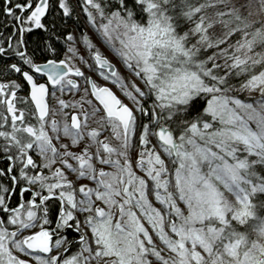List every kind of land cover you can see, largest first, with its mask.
<instances>
[{"label": "snow or ice", "instance_id": "6c2138e0", "mask_svg": "<svg viewBox=\"0 0 264 264\" xmlns=\"http://www.w3.org/2000/svg\"><path fill=\"white\" fill-rule=\"evenodd\" d=\"M70 3L0 0V264H264V220L249 227L264 194V0H135L146 24L127 0L110 13L84 0L85 26L143 81L125 91L133 107L59 59L78 42Z\"/></svg>", "mask_w": 264, "mask_h": 264}, {"label": "trees", "instance_id": "16d2710c", "mask_svg": "<svg viewBox=\"0 0 264 264\" xmlns=\"http://www.w3.org/2000/svg\"><path fill=\"white\" fill-rule=\"evenodd\" d=\"M78 2H80V0H71V3H70V7L75 8L76 13L81 17V22H80V24L77 27V36H79V38L76 37L75 40L78 41V39H80V37H83L85 39H88L89 36H90L89 39L92 42H94V40L97 39V37L92 34L93 30H94V33H96L95 27H92L91 25L85 26L84 20H86V14L81 13L77 9V6L79 5V4H77ZM100 2L101 3H104V0H100ZM127 2H128V7L133 12V15H134L136 21L139 22L141 18H142L141 19L142 21L146 19V13L143 12L142 6L137 5L135 3V0H127ZM193 2L194 3H203V2H205V0H193ZM82 3L84 5V0H82ZM114 3H115V0H105V5L107 7V9H106L107 12L110 13L111 11H114L115 10V8L111 7V5H113ZM174 14L175 13L172 12V11L169 12V15H174ZM202 14H205V15H213L214 13L212 11H210V10H205V12L202 13ZM1 16L2 15H0V17ZM72 19L75 20L76 19V16H73ZM177 23L180 25V30L181 31L185 30L189 26V25H185L182 21H179V20L177 21ZM90 27H92L93 30ZM0 29H2L1 24H0ZM238 38H239V36L233 37L232 38V42L234 43L235 42V39H238ZM78 43H79V41L76 43L77 44L76 46L74 45L75 46V49H76L74 56L76 58H78L79 55H81L80 56V61L82 62V65L85 67V69H82L83 72L85 73V76L87 77L88 75H90L93 78H95L98 83H105V84H107L109 87H111L115 91V93L117 94V96L119 97V99H121L122 102H125L129 107H133V103L128 98V96L125 95V91H129V89L132 88L133 94H135L134 93L133 86L131 85L132 82L136 81V84L138 86H141L142 83H143V81L140 80L139 77H136L135 76V73L132 70H130V69H129V72H130L129 75L126 74V76L128 77V79H124L123 78V80H121V81L117 80V77L116 76H113L112 75V76L109 77V76H106L104 73L98 72V70L96 69V67H94V65L89 60L90 52L88 51V46L87 47L84 46L85 43H86V41H83L82 43H80V45ZM79 48H81V50H82L81 52L79 51L80 54H78V52H76ZM94 50L97 51V52H99V53H102V50H100V49H94ZM259 50L260 49L258 48L257 51H259ZM209 54H211V50H209ZM81 57L83 58V60H81ZM102 74L104 76H106V78L105 77H102ZM233 82L234 83L237 82L236 78L233 79ZM79 83L82 84L83 81L81 80V81H79ZM18 94L19 95H23L24 93L23 92H20ZM245 95H247V94L246 93L241 94L242 97L245 96ZM254 95H258V93H254ZM89 97L90 96L88 94V98ZM200 102L201 103H206V101H204L203 98H200ZM149 103H150V101H149ZM88 110L91 111V107H89ZM195 115H196V112L190 110V112L188 113L187 118H193ZM90 119H91V121H90ZM90 119H89V121L91 123H95L93 125V126H95L96 125V121L99 119V114L95 117V119H93V118H90ZM145 122H147V121L145 120ZM49 133H50V130H49ZM110 141H112V140H110ZM112 142L114 143V141H112ZM138 151L139 150H137V156H138ZM130 155H131V153H130ZM137 158H139V157H137ZM5 166L6 165L4 163H0V168L5 167ZM105 168L107 169V167H105ZM107 170H109V169H107ZM255 170L257 171V174L258 175H264V164H259V163L256 164L255 165ZM151 199H153V201H154V197H151ZM254 203H255V208H256V216L251 219L250 225H249L250 228L257 226L261 220H264V194H257V196L254 197Z\"/></svg>", "mask_w": 264, "mask_h": 264}, {"label": "rangeland", "instance_id": "374dc122", "mask_svg": "<svg viewBox=\"0 0 264 264\" xmlns=\"http://www.w3.org/2000/svg\"><path fill=\"white\" fill-rule=\"evenodd\" d=\"M142 19V18H141ZM140 19V21L138 22V23H144V24H146V22H147V14H146V19L145 20H141ZM91 29H92V27H90ZM93 30V29H92ZM95 30H96V33H94V30H93V32H92V34L93 35H95L96 37H97V39H95L94 40V42H92L89 38H90V36H89V38L88 39H85V38H83V37H80V39H78V41H79V45H80V43H82L83 41H86V43H85V46H88V45H91L94 49H102V52L104 53V54H107V55H110V53H112L113 55H115L117 58H115L114 59V63H115V66L117 67V71L115 70V76L117 77V80H119V81H121V80H123V78L124 79H128V77L126 76V74L127 75H129V68L127 67V65L125 64V62H124V60H123V58L118 54V52H117V50L116 49H114L113 47H112V45L107 41V39L101 34V32H99V31H97V29L95 28ZM101 37H100V36ZM92 36V35H91ZM76 37H78L79 38V36H77V34H76ZM75 37V38H76ZM116 44H117V48L119 47V42L117 41L116 42ZM77 44H75V46H76ZM80 49V50H79ZM76 52H78V54H80L79 53V51L81 52L82 50H81V48H79ZM68 54V53H67ZM74 54H75V52H74ZM73 53H70V55H72V63L73 64H75L76 66L77 65H81V66H83L82 65V62L80 61V56L81 55H79V57L78 58H76L75 56H73L74 55ZM83 55V54H82ZM63 56H64V58H66L67 57V55L65 54V53H63ZM59 58H60V56H59ZM69 58V57H68ZM123 65V66H122ZM120 66V67H119ZM131 70V69H130ZM132 86L133 85H135V86H137V87H139L137 84H136V81H134V82H132V84H131ZM129 91H132V88H130L129 89ZM133 92V91H132ZM89 94V98H91V99H93L92 98V96H91V94L90 93H88ZM59 95V94H58ZM81 95H83V90L81 89V92H80V94H73V93H65L64 94V96H62L61 98H65L66 99V102L69 104V105H71V104H73V103H76V102H79L80 101V96ZM87 99H88V96H87ZM53 105L55 106V107H59L58 106V104H56L55 102H53ZM53 105H50V106H53ZM92 107H94V106H92ZM65 111H67L68 113H69V115H71V111H73V112H76L77 114H78V116L81 118V121H83V116L82 115H79V112H78V109H76V110H73V109H71V108H69V109H65ZM90 119V118H89ZM90 121H91V119H90ZM90 121H88V124H90ZM93 125L95 124V123H92ZM92 125V128H94L95 126H93ZM92 128H88V131H90ZM50 130V129H49ZM49 134H51V136H53V138H54V144H56L57 146L59 145V143L60 142H62V141H57V140H55V136H56V133H52L51 132V130H50V133ZM61 135V137H62V140H68L69 138H67V137H63L62 136V133L60 134ZM104 138V136H101V139H103ZM110 143H113L112 141H110ZM74 147H77V146H74ZM138 157V156H137ZM105 167H107V166H105ZM107 170V169H106ZM77 179L78 180H83V179H85V178H81V177H78L77 176ZM88 186H91L90 184L88 185Z\"/></svg>", "mask_w": 264, "mask_h": 264}, {"label": "flooded vegetation", "instance_id": "af4514ba", "mask_svg": "<svg viewBox=\"0 0 264 264\" xmlns=\"http://www.w3.org/2000/svg\"><path fill=\"white\" fill-rule=\"evenodd\" d=\"M0 18H1L0 19V24L3 27V24H4L6 18L3 15ZM9 32H11V29H8L6 34L9 33ZM62 49L63 50L61 52L60 57L64 58L63 53H65L67 55V48H66V46L62 45ZM88 49L91 51V54L96 52V51H94L92 49V47H89ZM59 59H61V58H59ZM11 62H12L11 60H8V61L5 62L3 59H0V66L4 65L5 63H11ZM0 181H3L5 183L7 182L6 178H4V177H0ZM14 201H15L14 202V206H18V190H17V196L14 198ZM69 238L75 239V238H78V237L74 233H70V237ZM26 259H28L30 261V264H34V262L31 261V257H26Z\"/></svg>", "mask_w": 264, "mask_h": 264}, {"label": "water", "instance_id": "95a60500", "mask_svg": "<svg viewBox=\"0 0 264 264\" xmlns=\"http://www.w3.org/2000/svg\"><path fill=\"white\" fill-rule=\"evenodd\" d=\"M93 57L95 58V56L93 55ZM101 57V63H103V68L102 69H104V70H106V72L108 73V74H112L114 71H115V67L113 66V64L112 63H110V62H108L104 57H102V56H100ZM95 62H96V60H95ZM96 66L98 67V68H101L98 64H97V62H96ZM91 80V79H90ZM92 81V80H91ZM98 88H107L110 92H112V94L117 98V96L115 95V93L113 92V90L111 89V88H108L107 86H105V85H101V86H99ZM90 89H91V85H90ZM91 92H92V89H91ZM94 97V96H93ZM95 98V97H94ZM118 99V98H117ZM96 100V99H95ZM118 100H120V99H118ZM98 103H99V101H98ZM125 106H127L126 104H124ZM101 106V108L103 107L102 105H100Z\"/></svg>", "mask_w": 264, "mask_h": 264}, {"label": "bare ground", "instance_id": "6f19581e", "mask_svg": "<svg viewBox=\"0 0 264 264\" xmlns=\"http://www.w3.org/2000/svg\"><path fill=\"white\" fill-rule=\"evenodd\" d=\"M77 4H79L78 6H77V9L81 12V13H83L82 12V9H83V3H82V0H80V2H78ZM84 14V13H83ZM85 36V35H84Z\"/></svg>", "mask_w": 264, "mask_h": 264}]
</instances>
